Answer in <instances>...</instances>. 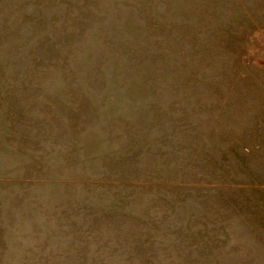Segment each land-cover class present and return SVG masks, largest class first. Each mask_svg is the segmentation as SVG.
<instances>
[{"label": "rangeland", "instance_id": "1", "mask_svg": "<svg viewBox=\"0 0 264 264\" xmlns=\"http://www.w3.org/2000/svg\"><path fill=\"white\" fill-rule=\"evenodd\" d=\"M0 264H264V0H0Z\"/></svg>", "mask_w": 264, "mask_h": 264}]
</instances>
